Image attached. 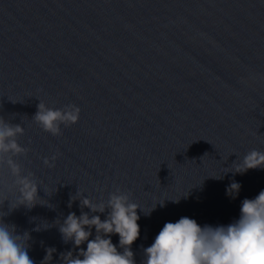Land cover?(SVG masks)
Here are the masks:
<instances>
[{
	"label": "water",
	"instance_id": "water-1",
	"mask_svg": "<svg viewBox=\"0 0 264 264\" xmlns=\"http://www.w3.org/2000/svg\"><path fill=\"white\" fill-rule=\"evenodd\" d=\"M40 102L75 104L79 121L52 135L33 119ZM0 119L23 127L28 151L14 159L40 185L34 207H17L0 167V216L30 233L34 264L77 255L60 224L71 212L106 219L80 199L106 202L117 188L145 212L157 205L138 210L131 247L143 264L165 223L227 226L264 190V168L231 171L264 151V0H0Z\"/></svg>",
	"mask_w": 264,
	"mask_h": 264
},
{
	"label": "clouds",
	"instance_id": "clouds-1",
	"mask_svg": "<svg viewBox=\"0 0 264 264\" xmlns=\"http://www.w3.org/2000/svg\"><path fill=\"white\" fill-rule=\"evenodd\" d=\"M37 107L33 119L52 135L61 134V125L70 126L80 118L81 109L75 104L49 108L40 102ZM23 134L21 125L0 119V167L7 165L14 177L13 186L19 193L17 207L23 205L32 208L40 199V185L32 173L25 175L22 166L14 159L28 151L17 139ZM51 159L55 160L56 157ZM238 161L232 166L234 170L231 171L235 173L244 174L249 170L264 168V151L253 149ZM44 163L49 167L54 166L48 158H44ZM240 190L241 184L236 181H232L226 189L227 194L233 197ZM164 203L159 205L164 206ZM80 205L92 213L108 210L107 218L102 220L100 215L90 216L87 212H82L80 216L75 212L67 215L59 231L65 243L73 241L80 250L77 255L72 251L62 253L60 258L63 264H136L131 246L140 237L138 210L150 215L157 205L150 212H145L130 199L128 193L119 188L109 195L106 202L97 203L83 196ZM7 214L3 212L0 216V264H34L27 251L30 233L17 234L15 225L4 223L3 216ZM93 227L96 235L94 239H89ZM113 234L119 236L122 252L113 243ZM85 243L86 250L80 247ZM55 251L49 248L44 260L49 256L52 260ZM143 252L146 257L143 264H264V190L254 199L245 198L239 219L227 226H201L188 217H182L175 223H165L154 243L144 248Z\"/></svg>",
	"mask_w": 264,
	"mask_h": 264
}]
</instances>
